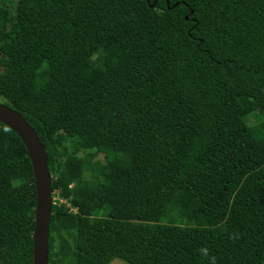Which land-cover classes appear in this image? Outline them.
Listing matches in <instances>:
<instances>
[{
	"label": "trees",
	"instance_id": "1",
	"mask_svg": "<svg viewBox=\"0 0 264 264\" xmlns=\"http://www.w3.org/2000/svg\"><path fill=\"white\" fill-rule=\"evenodd\" d=\"M0 103L45 147L49 264H264V0H0ZM35 207L0 123V264Z\"/></svg>",
	"mask_w": 264,
	"mask_h": 264
},
{
	"label": "water",
	"instance_id": "2",
	"mask_svg": "<svg viewBox=\"0 0 264 264\" xmlns=\"http://www.w3.org/2000/svg\"><path fill=\"white\" fill-rule=\"evenodd\" d=\"M0 123L18 136L27 150L32 165L36 193L32 247L33 264H49V227L53 192L45 147L26 120L2 103H0Z\"/></svg>",
	"mask_w": 264,
	"mask_h": 264
},
{
	"label": "rangeland",
	"instance_id": "3",
	"mask_svg": "<svg viewBox=\"0 0 264 264\" xmlns=\"http://www.w3.org/2000/svg\"><path fill=\"white\" fill-rule=\"evenodd\" d=\"M253 121H254L253 118H249V123H253ZM97 159L103 160V155H99V157ZM52 197H53V204H55L56 202H58V197H56V196H52ZM110 264H125V263L122 262L121 260L116 259V260H113Z\"/></svg>",
	"mask_w": 264,
	"mask_h": 264
}]
</instances>
